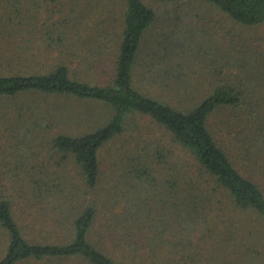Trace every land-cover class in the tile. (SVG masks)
<instances>
[{"label":"rangeland","instance_id":"rangeland-1","mask_svg":"<svg viewBox=\"0 0 264 264\" xmlns=\"http://www.w3.org/2000/svg\"><path fill=\"white\" fill-rule=\"evenodd\" d=\"M96 1L99 2L88 5L90 0H80V4L77 1L76 5L73 0H60L54 4L46 0H23L22 9L34 10L28 13L35 22L29 28L36 29L34 33L37 36H26V40L22 37L8 38L7 34L0 36V73H47L55 65L65 63L78 79L108 84L119 50L124 4L121 0ZM145 2L156 10L157 20L146 34L144 47L160 42L163 50L176 49L181 54L166 58L163 66L154 67V73H151L145 69L148 62L144 52L141 53L134 79V86L139 92L182 109L198 104L222 83L232 81L237 85V74L238 81L247 80L250 83V87L245 86V91L251 89L247 96L253 97L251 95L256 93L258 85L264 88V25L246 26L234 22L218 8L202 0ZM44 31L54 32L51 39ZM175 41L177 45L180 42L184 45L175 48L177 46L172 45H176ZM185 60L191 62L180 69V63ZM154 63L149 64L153 66ZM159 68L164 72L184 73L190 88H183V92V89L176 88L177 82L156 81ZM13 101L0 98V192L11 199L26 237L38 235L45 238L53 235L56 239L65 234L66 227L52 223L55 218L62 219L60 214L64 208L54 209V204L60 201L48 196L35 198L28 191L36 183L44 188L58 187L63 189L62 195L66 194L67 200H70L62 207L70 205L77 211L89 204L97 207L99 216L91 233V241L103 244L102 247L117 258L127 259L128 248L118 244L114 220L123 213L133 193V190L128 191L133 188L125 177L129 174L133 177V161L141 156L150 165L148 172L152 179H143L152 180V189L139 182L136 173L134 183L142 186L138 187L139 193L132 194V197L137 195L133 198L144 200L146 207L142 210H146V214L165 222H172L178 214L187 219L190 194L199 200L206 199L196 210V219L200 223L197 237H191L187 229L174 230L173 226H168L158 232L159 247L165 246L164 251H168L171 246H176L175 239L189 242L194 239L189 248L201 251L203 263L200 264H264V224L256 215L237 209L227 193L214 190V185L206 178H199L200 183L188 182L200 175L194 157L150 117L137 112L126 116V131L100 152L99 181L94 189H90L75 156L55 148L54 141L62 134L79 136L96 130L111 119L112 109L101 102L81 101L69 96L16 97L18 103L30 106L31 116L13 132L11 129L17 123L18 114V109L11 106ZM28 126L34 132L23 139L24 142L18 147L20 151L7 150L18 143L14 138L19 140L25 136ZM209 128L234 165L250 177L259 154L258 149L255 156L248 140V132L254 126L245 123L241 116L228 108H223L211 116ZM24 167V171L18 172L19 168L22 170ZM29 169L30 174L25 173ZM177 177H184L187 181H183L180 192L174 189L175 193L171 195V190L164 186H167V180ZM261 184L264 185V180ZM143 190L146 192L141 193ZM171 200L176 201L175 205ZM178 204L181 205L179 208ZM118 228L126 234L124 224ZM129 231L134 235L131 238L134 245L141 249L145 247L144 250L148 252L153 237L151 230L140 234L130 227ZM2 242L3 237H0V245Z\"/></svg>","mask_w":264,"mask_h":264},{"label":"trees","instance_id":"trees-1","mask_svg":"<svg viewBox=\"0 0 264 264\" xmlns=\"http://www.w3.org/2000/svg\"><path fill=\"white\" fill-rule=\"evenodd\" d=\"M46 1L54 4L60 0ZM74 1H76V5H78L77 1L80 4V0ZM90 1V3H87L88 5L99 2L96 0ZM202 1L218 8L229 19L239 24L246 26L264 25V0ZM22 2L23 0H0V36H6L5 34H7L8 38L37 36L34 33L36 29L29 28L35 22L34 18L28 16V13L34 10L29 8L22 9ZM121 2H123L122 5L124 4L121 15V28L123 30L119 37V50L112 68L111 80L108 84H94L78 79L65 63L55 65L47 73H15L11 75L0 73V98L14 100L11 106L18 109L17 123L13 124V129L11 130L13 132L18 130L22 122L31 116L30 106L26 107L22 103H18L16 97L27 95L69 96L81 101L93 100L106 104L108 108L112 109L113 115L103 126L79 136L62 134L54 141L55 148L65 154L72 153L75 156L76 163L85 178L86 185L90 189H94L98 184L101 173L100 152L108 143L126 131V116L137 112L150 117L176 143L188 150L194 157L200 175L198 178H191L188 182L197 183L199 178H206L214 185V190L226 192L237 209L256 215L259 218L258 220L264 224V185L261 184L264 180V92L261 90L264 91V88L258 85L256 93L251 95L253 97L247 96L251 89H246V91L248 90L246 92L245 86L250 87V83L247 80L238 81L239 75L237 74L236 77L233 75L238 83L237 85L234 81V83L232 81L227 82V84L222 83V85L215 87L209 95L199 101L197 100L198 104L182 109L164 100L142 94L134 86L135 70L140 61L141 53L144 52L145 60L148 62L145 69L151 73H154L152 72L154 67H162L166 58H171L173 54L179 56L181 53L171 48L163 50V44L160 42L152 43L151 45L146 44L144 47L146 34L157 20L156 10L148 5L145 0H121ZM15 26L21 28L18 29ZM53 33L44 31L48 39H51L50 37ZM172 45L177 46L175 48H180L184 43L180 42L178 45L173 43ZM48 46L52 45L48 44ZM150 62L155 63L151 66ZM189 62L191 61L185 60L183 63L181 62L180 69L187 66ZM157 71L159 76L156 81L159 80L160 83H164L170 80L177 82L176 88L178 89L185 88L187 90L190 88L187 85L188 79H185L186 75L184 73L179 75L178 73L164 72L162 68ZM181 91L185 92L184 89ZM223 108H228L237 116H241L245 123L254 126L248 132V140H250V144L255 151V156L258 149L259 154L257 155L258 159L254 168L250 171V177L243 174L234 165L229 155L217 144L209 128L211 116ZM30 126L24 132L25 136L23 138L19 140L14 138L18 141L16 146H7V150L9 149L12 152L20 151L18 147L24 142L23 139H25L26 135L29 136L31 135L30 133L34 132ZM250 162L252 163L251 159ZM132 166L133 177H131V174L125 177V180L133 188L128 191L131 192L133 190L132 194L134 195V193L139 191L138 187L142 186L137 185L138 182L134 183L136 181L134 178L136 173V179L145 184V187L148 185L152 189V180L143 179L151 178L149 173L150 165L145 163L142 157L139 156L136 161H133ZM29 168L32 167L29 165ZM141 168L145 170L143 171ZM24 169L25 167L22 170L19 168L18 170L20 171L18 172L24 171ZM30 172L29 169L25 173L30 174ZM143 175L145 177H142ZM183 181L186 182L187 180L184 177L173 178L170 181L167 180V186L164 187H168L172 195L175 193L174 189L177 193L180 192ZM28 191L35 198L48 196L60 201L57 205L54 204V209H58V207L59 209L64 208L60 214L62 219L55 218L52 223L56 226L66 227L65 234L57 236L56 239L53 235L45 238L38 235L26 237L24 228L15 215L11 199L0 192V230L3 233L0 236L1 238L3 237V242L0 245V264H55V262L56 264H65L64 262H70L69 264H143L144 261L147 264L203 263L201 251L189 248V246H192L194 239L192 242L175 239L173 241L176 246H171V250L168 251H164L165 246L159 247L157 240L160 238L158 232L162 228L167 229L168 226H173L174 230H177V228L187 229L191 237H197L195 235H197L200 223L196 219L198 215L196 210L206 202L205 198L199 200L196 199L194 194H190L191 199L188 200L191 202L189 217L184 219L179 216L180 214L175 215L174 223H172L173 221L157 220V217H151L146 214V210L143 212L142 208L146 207L143 203L144 200L133 198L137 197V195L132 197L131 194L130 199L128 198L127 201V207L121 215L117 216L118 219L114 220L115 232L118 233L116 235L118 236L117 242L118 244L126 245L128 248L126 250L127 259L122 260L107 252L106 248L102 247L103 244L91 241V233L99 216L98 209L94 204H89L77 211L70 205L62 207L70 201L67 200L66 194L62 195L64 194L62 188L53 186L44 188L39 183H36ZM143 192L146 191L143 190L141 193ZM140 196L146 197L143 194H140ZM138 202L141 204L138 205ZM171 202L174 205L176 203L174 200H171ZM177 202L182 203L179 199H177ZM180 206L178 204V208ZM178 219L181 221L177 222ZM122 224L126 227L125 231H128H126V234L120 232L118 228ZM130 227L138 230L140 234L151 230L153 237L149 245L150 251L148 250L147 252L144 250L145 247L141 249L134 245L131 241L133 234L129 231ZM102 242L106 243L104 240ZM169 242H166V244ZM132 246L134 249L131 248Z\"/></svg>","mask_w":264,"mask_h":264}]
</instances>
